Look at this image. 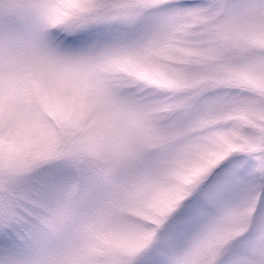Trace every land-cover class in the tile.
<instances>
[{
  "label": "snow or ice",
  "instance_id": "6c2138e0",
  "mask_svg": "<svg viewBox=\"0 0 264 264\" xmlns=\"http://www.w3.org/2000/svg\"><path fill=\"white\" fill-rule=\"evenodd\" d=\"M0 264H264V0H0Z\"/></svg>",
  "mask_w": 264,
  "mask_h": 264
}]
</instances>
